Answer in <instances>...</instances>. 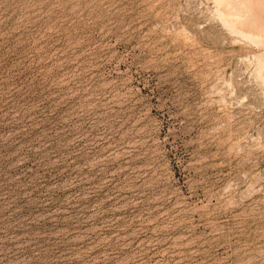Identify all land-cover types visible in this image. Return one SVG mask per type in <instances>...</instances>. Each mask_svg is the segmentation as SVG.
<instances>
[{
  "label": "rangeland",
  "instance_id": "rangeland-1",
  "mask_svg": "<svg viewBox=\"0 0 264 264\" xmlns=\"http://www.w3.org/2000/svg\"><path fill=\"white\" fill-rule=\"evenodd\" d=\"M214 3L0 0V264H264V45Z\"/></svg>",
  "mask_w": 264,
  "mask_h": 264
},
{
  "label": "bare ground",
  "instance_id": "bare-ground-1",
  "mask_svg": "<svg viewBox=\"0 0 264 264\" xmlns=\"http://www.w3.org/2000/svg\"><path fill=\"white\" fill-rule=\"evenodd\" d=\"M215 3L222 22L230 30L256 46L264 45V0H215ZM260 67L264 68V57Z\"/></svg>",
  "mask_w": 264,
  "mask_h": 264
}]
</instances>
